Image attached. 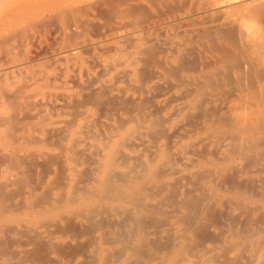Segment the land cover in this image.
I'll use <instances>...</instances> for the list:
<instances>
[{"label":"bare ground","instance_id":"6f19581e","mask_svg":"<svg viewBox=\"0 0 264 264\" xmlns=\"http://www.w3.org/2000/svg\"><path fill=\"white\" fill-rule=\"evenodd\" d=\"M43 1L0 0V264H264V0Z\"/></svg>","mask_w":264,"mask_h":264},{"label":"rangeland","instance_id":"374dc122","mask_svg":"<svg viewBox=\"0 0 264 264\" xmlns=\"http://www.w3.org/2000/svg\"><path fill=\"white\" fill-rule=\"evenodd\" d=\"M49 1H54V0H44L42 2V4L43 3L46 4ZM35 7H36L35 1H25L22 4L20 11L21 12L32 11L35 9ZM164 22H165V24L163 22H161L159 24H160V26H165V28H167L168 24H171L173 22V19H166V20H164ZM37 34L38 33H36V32L31 34L30 37H31L32 41L30 40V38H26L27 40L26 39L20 40L21 46H20V43L18 42L19 47L17 49L15 48V52H21V53L24 52L27 55L36 56V61L34 63V66L36 69H39V68L50 69L49 72L54 73V74L62 73L63 69H62L61 63L60 62L55 63L56 62L55 59H56V57H58L57 55L62 54V53L58 52L59 50H58V47L56 46V42L48 39L49 37H48L47 32H42L41 35H39L40 34L39 33L38 37H37ZM36 39H38V42L36 41ZM35 43H37V44H35ZM48 61H49V63H48Z\"/></svg>","mask_w":264,"mask_h":264}]
</instances>
